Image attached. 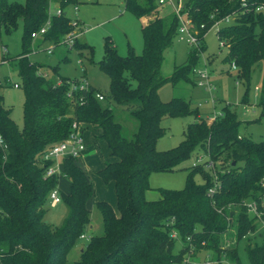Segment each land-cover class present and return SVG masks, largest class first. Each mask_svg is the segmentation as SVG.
Masks as SVG:
<instances>
[{"label":"trees","instance_id":"1","mask_svg":"<svg viewBox=\"0 0 264 264\" xmlns=\"http://www.w3.org/2000/svg\"><path fill=\"white\" fill-rule=\"evenodd\" d=\"M78 2L0 0V38L17 29L20 21L23 25L18 61L25 93L21 129L0 95V134L8 143L7 149L0 148V264H169L202 250L209 251L218 264H226L223 259L240 264L241 239H245L250 264H264V230L258 229L255 218L242 205L245 200L264 199V139L256 141L241 135L242 120L229 105L208 123L197 116L198 109L188 101L172 98L164 102L159 96L167 80L162 72L165 52L178 33L177 14L158 0H125L126 9L143 19V52L137 54L130 47L122 56L111 41L105 40V53L98 66L109 76V91L90 83L87 88L74 90L70 99L68 81L78 82L79 78L59 76L62 83L56 85V80L39 73L44 71L43 66L32 62L30 54L35 40L32 33L46 23L41 43L57 45L74 29L65 9ZM261 4L264 0H184L191 24L202 40L218 20L234 16V22L223 25L216 34L228 49L224 62L231 66L235 63L237 77L247 85L254 66L263 63L259 118L264 115V12L255 11V7ZM52 5L62 13H51ZM74 47L81 50L80 54L86 48L93 55L92 46L78 39ZM205 49L202 42L199 48L189 50L187 60L175 66L172 80L196 76L198 53ZM52 69L58 73V65ZM248 89L242 104L248 103ZM97 92H102L104 99H98ZM116 106L136 118L133 136L124 133ZM186 115H194L195 120L187 124L184 139L173 148L159 150L157 141L166 134L162 117ZM73 123L83 133L89 126L94 127L97 139L107 142L110 158L97 173L104 183H114L117 211L109 202L96 198L95 184L78 157L63 156L61 173L70 181V188L68 192L60 191V195L68 213L61 224L54 226L44 219L45 204L58 187L61 173L46 175L54 161L42 156L70 135ZM202 147L207 159L214 161L221 184L213 196L208 189L214 183V172L198 164L192 166L183 189L161 188L160 198H147L151 172L174 170ZM195 170L202 172V184L194 181ZM95 204L101 211L104 231L86 238L80 258L71 261L68 253L81 235L92 229L91 206ZM174 232L183 243L178 253L174 252ZM225 234L236 240L225 244ZM192 245L194 250L190 252Z\"/></svg>","mask_w":264,"mask_h":264},{"label":"rangeland","instance_id":"2","mask_svg":"<svg viewBox=\"0 0 264 264\" xmlns=\"http://www.w3.org/2000/svg\"><path fill=\"white\" fill-rule=\"evenodd\" d=\"M24 2L25 0H10ZM77 6V8H75ZM57 9L52 5L51 12ZM66 14L74 21H78L80 30H84L78 37L80 43H87L93 48V55L88 49L70 47L69 44L60 42L54 45L52 52H48V47L53 46L50 42H42V36H37L33 41L30 60L43 66L44 71L49 77L57 80L59 76L69 79L86 77L90 83L104 92L109 91V76L100 70L98 62L105 53V40L111 41L122 56H126L129 48L133 47L137 54L143 52L144 40L142 35L143 19L128 11L125 7V0H79L77 4L69 5L65 9ZM264 12V11H263ZM222 21L213 25L203 36V44L206 46L204 51H199L195 69L198 74H190V80L183 77L172 80V75L176 65L184 63L188 58L189 46L185 41L175 38L172 46L166 50L165 58L162 64V72L167 80L159 89V96L162 101L168 102L172 98H180L189 102L192 108H197V116L203 117L208 123L214 119V115L222 112L225 105L235 110L238 117L242 120L239 127L241 135L250 136L254 140L264 139V115L261 114L259 103L260 89L263 83L262 62L254 66L250 82L247 83L237 77L236 70L232 68L230 62H224L223 58L227 54V47L220 44L217 36V30L225 24L233 23ZM23 25L19 22L17 29L10 33H3L0 38V80L4 82L0 86V95L3 96L4 105L10 109V116L21 129L23 127V104L25 93L21 87L19 76L18 55L22 51ZM4 47L7 51L4 52ZM3 56L7 59L3 60ZM58 65V73L53 71V66ZM42 70V69H41ZM200 71L205 72L206 77L202 78V84L199 83L197 75ZM229 71V72H228ZM14 83H18L15 86ZM255 86L259 87L256 94ZM248 89V103L242 104L244 92ZM117 119L124 126V133L131 137L137 130L136 118L121 107H115ZM259 118V120H257ZM195 120L194 115L186 116H164L161 119V125L166 128V134L157 141L159 150H167L180 144L184 139V131L187 124ZM97 131L89 126L84 132V140L87 144L83 155L77 158V161L86 170L92 178L96 188V198L105 200L112 204L117 211L116 194L113 183H104L97 171L103 166V161L110 158V150L105 140L95 142L94 134ZM206 150L198 148L188 158L179 163L174 170L153 171L150 173L149 184L151 188L147 191L148 199H158L161 196L160 189H183L186 185L188 175L192 166L201 159L198 164H204L207 160ZM83 156V157H82ZM82 158L84 162H82ZM206 170H209L204 166ZM194 181L202 184L204 177L201 171L195 170L193 174ZM58 187L65 192L70 188L69 180L60 174ZM46 212L44 219L57 226L62 223L68 213V207L60 201L52 203L49 197L45 204ZM91 217L94 227L89 229L87 236L100 235L104 231L102 214L99 207L95 204L91 206ZM236 239L231 234H225L223 241L225 244L232 243ZM87 239L80 238L76 241L73 248L68 253L71 261L80 258L81 249L84 247ZM257 242L262 239L257 237ZM182 240L179 236L176 238L174 252L178 253L182 248ZM210 257L209 251L202 250L197 254H185L182 261L169 264H189L188 261L201 262ZM238 258L240 264H250L246 250L245 239L238 243Z\"/></svg>","mask_w":264,"mask_h":264},{"label":"built area","instance_id":"3","mask_svg":"<svg viewBox=\"0 0 264 264\" xmlns=\"http://www.w3.org/2000/svg\"><path fill=\"white\" fill-rule=\"evenodd\" d=\"M244 1V0H243ZM159 4H167L169 6L172 7V9L174 10V12L177 14L178 19H179V26H178V33H177V37L180 40L185 41L189 46L191 47H197L199 48L202 44V38L200 37V33L199 30L196 28H193L192 24H191V20L188 17V13L184 7V0H158ZM244 4V2H243ZM75 8H77V6H75ZM255 11L257 12H263L264 11V4L258 5L255 7ZM52 13V12H51ZM56 13L57 14H61L62 10L60 8L56 9ZM234 16L232 14H229L227 16H225L224 18L218 20L215 24L222 22V21H226L228 22L230 19H233ZM72 25L74 26V29L70 32H68L62 39L61 42L67 43L70 45V47H74V44L76 43V40L78 39V37L80 35H82L83 33V29L80 30L78 27V21L77 20H72L71 21ZM48 23H46L43 27H41L39 30L34 31L32 33V37L35 39L37 36H42L48 27ZM203 27V25H202ZM221 45H223V42H220ZM53 46H49L48 47V52H52ZM7 51V48L4 47V52ZM232 68L233 69H237V66L235 63H232ZM196 74L197 71L195 69ZM40 74H42L43 76L50 78L48 73H46V71L43 72H39ZM200 75L198 76L199 79V83L202 84V78L206 77L207 75L205 74V72L200 71L199 72ZM70 83V89L67 93V96L71 99L72 97V92L74 90H77L79 88L83 89V88H87L90 84V81L84 76L82 78L79 79L78 82L73 81V80H69L68 81ZM62 83V79L60 77H58V79L55 81L56 85H59ZM15 86H18L17 83H14ZM255 90H256V94L258 93L259 87L255 86ZM96 96L98 99L102 100L104 99V94L102 92H97ZM221 114V113H219ZM219 114L214 115V118L216 116H218ZM73 130L70 133V135L62 140L59 141L57 143H55L54 145H52L51 147H49V149L43 154V159L48 161V160H53V164H51L46 171V175H52V174H60L61 173V158L63 156H81L83 155L85 149H86V142L84 140V133L81 131L80 126L77 123H73ZM0 148H2L3 150L8 148V143L5 139V137L0 134ZM201 161V159H197V162L195 165H198V163ZM205 166L209 169H212L214 172V183L213 185H211L208 189V194L210 196H213L216 191H218L221 188V184L220 181L218 179V176L216 174L215 171V163L212 159H207L204 162ZM262 184L264 185V178L262 180ZM50 198L52 200L53 204H56L58 202L61 201V195H60V191L57 188L53 189L50 193ZM242 205L247 209V212L252 215L255 218V222L258 224V229L259 230H264V199L261 200H257V199H252V200H245L242 202ZM218 212H222V208H218L217 209ZM174 236H177V233H173ZM81 238L84 239H88L89 236H87V234H82ZM194 250V246L192 245L191 251L192 252ZM223 261L226 264H230L229 261H226L225 259H223ZM187 262L189 264H218V261H214L212 260L210 257L205 258L204 260H202L201 262L197 263L194 261H188Z\"/></svg>","mask_w":264,"mask_h":264},{"label":"crops","instance_id":"4","mask_svg":"<svg viewBox=\"0 0 264 264\" xmlns=\"http://www.w3.org/2000/svg\"><path fill=\"white\" fill-rule=\"evenodd\" d=\"M93 128H94V127H93ZM94 129H95V128H94ZM95 130H96V129H95ZM96 131H97V130H96ZM97 135H98V131H97V133L94 134V136H95V142H96V143H97L98 141H101V140H98V139H97ZM86 148H87V147H86ZM83 156H84V155H83ZM83 156H82V157H83ZM105 160H107V159H105ZM105 160H104V161H105ZM104 161H103V162H104ZM82 162L85 163L83 158H82ZM69 183H70V181H69ZM111 183H113V182H111ZM113 185H114V183H113ZM58 189H59V187H58ZM59 191H61V190L59 189ZM68 191H69V189H68L67 191H65V192H68ZM93 227H94V225H93V223H92L91 228H93Z\"/></svg>","mask_w":264,"mask_h":264}]
</instances>
